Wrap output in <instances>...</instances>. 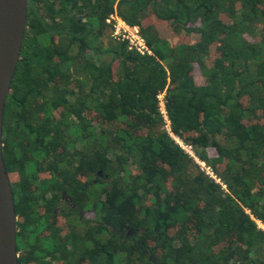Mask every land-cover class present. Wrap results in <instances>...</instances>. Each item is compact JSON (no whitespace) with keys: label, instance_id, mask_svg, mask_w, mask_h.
Listing matches in <instances>:
<instances>
[{"label":"trees","instance_id":"obj_1","mask_svg":"<svg viewBox=\"0 0 264 264\" xmlns=\"http://www.w3.org/2000/svg\"><path fill=\"white\" fill-rule=\"evenodd\" d=\"M110 15L151 54L114 39ZM161 92L172 135L219 182L166 131ZM3 140L33 163L53 151L73 202L82 191L57 258L27 247L43 214L30 178L11 183L30 222L18 264H264V0H28ZM2 155L8 173L17 154Z\"/></svg>","mask_w":264,"mask_h":264},{"label":"flooded vegetation","instance_id":"obj_2","mask_svg":"<svg viewBox=\"0 0 264 264\" xmlns=\"http://www.w3.org/2000/svg\"><path fill=\"white\" fill-rule=\"evenodd\" d=\"M21 143L23 142H20L17 148L18 152H16L15 148H10L6 140H3L2 148L6 155L17 154V164L11 163L8 169L10 183L21 182L22 178H30L32 183L27 185L24 191H21H23V194H31L38 198L36 202H34L36 213L40 216L43 214L44 223L40 221L35 222V232L32 237V243L28 244L27 247L35 252L39 251L41 253L43 252L42 247L49 244L52 246V249L58 250L56 253L57 258L64 257L65 253L69 251V246L66 243V236L69 234L67 221L70 215V208L73 207L78 209L75 197L82 191L81 189H76L74 191L73 202L70 193V185L67 179L65 180V176L62 175V177L60 175L59 167L62 163H55L53 151H50L48 157L41 158L40 161L37 159L36 163H33V159L28 152L29 147ZM39 163L40 165H38ZM64 163H66L69 169V162L64 161ZM80 176L79 174L75 175V177H79L80 183L86 187L85 179ZM95 182L96 180H94V183ZM49 200L51 201L50 209L46 211L44 204ZM27 209L28 206L24 204L20 205L18 209L19 213L16 216V232L19 234L22 232L24 233L30 224L27 218V212H29ZM46 225H49V229L46 228ZM47 239H49V242ZM18 246V257H24L26 259L27 255L30 253L27 252V247L23 244L22 235L19 237ZM31 255L34 256V254ZM34 257L37 256L35 255ZM53 262H55V260H53L52 263Z\"/></svg>","mask_w":264,"mask_h":264},{"label":"water","instance_id":"obj_3","mask_svg":"<svg viewBox=\"0 0 264 264\" xmlns=\"http://www.w3.org/2000/svg\"><path fill=\"white\" fill-rule=\"evenodd\" d=\"M28 0H0V264H18L16 214L2 156L3 111L27 24Z\"/></svg>","mask_w":264,"mask_h":264},{"label":"built area","instance_id":"obj_4","mask_svg":"<svg viewBox=\"0 0 264 264\" xmlns=\"http://www.w3.org/2000/svg\"><path fill=\"white\" fill-rule=\"evenodd\" d=\"M112 20V21H111ZM106 22H113V31L111 36L116 40L126 41L128 50L135 51L140 55L151 54V50L147 47L144 38L141 36L139 27L136 25H129L117 16L110 15ZM157 108L164 121V127L166 131L176 140L179 146L191 157L194 158L195 162L199 165V169L204 171L205 174L209 175L216 182H219V178L214 174L212 167L207 165L203 160H200L194 153L192 145L184 143L174 137L170 131L169 124L170 119L165 106L164 92L157 94ZM258 226L264 228V224L260 220H256Z\"/></svg>","mask_w":264,"mask_h":264},{"label":"rangeland","instance_id":"obj_5","mask_svg":"<svg viewBox=\"0 0 264 264\" xmlns=\"http://www.w3.org/2000/svg\"><path fill=\"white\" fill-rule=\"evenodd\" d=\"M157 25L168 27L165 23H159V24H157ZM168 28H170V27H168ZM160 32H161V31H160ZM162 32H164V31H162ZM164 34H165V33H164ZM12 175H13V174H12Z\"/></svg>","mask_w":264,"mask_h":264}]
</instances>
